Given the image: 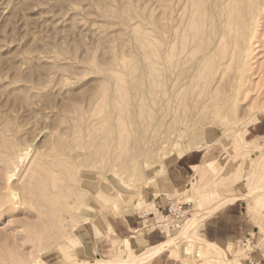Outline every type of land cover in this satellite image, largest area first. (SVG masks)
Returning a JSON list of instances; mask_svg holds the SVG:
<instances>
[{"label":"rangeland","instance_id":"1","mask_svg":"<svg viewBox=\"0 0 264 264\" xmlns=\"http://www.w3.org/2000/svg\"><path fill=\"white\" fill-rule=\"evenodd\" d=\"M170 1L0 0V264L94 261L83 246L93 239L90 228L108 213H148L142 200L159 192L158 181L182 148L205 150L199 153H205L201 178L167 193L185 203V221L199 214L196 199L204 207L220 195L238 196L252 230L221 257L250 264L251 253L253 264H264V135L253 129L264 122V0H195L197 13L191 0H176L172 8ZM223 29L229 32L217 47ZM174 32L181 37L176 40ZM188 74L194 78L187 80ZM182 84L185 89L169 99L168 89ZM242 136L258 142V150L236 147L235 138ZM198 141L202 148L193 147ZM17 148L27 149L29 157L11 185L26 199L10 206L4 167ZM32 157L34 168L23 175ZM199 224L189 236L200 239ZM180 244L183 251L181 240L175 254ZM192 258L183 264L210 263Z\"/></svg>","mask_w":264,"mask_h":264},{"label":"crops","instance_id":"2","mask_svg":"<svg viewBox=\"0 0 264 264\" xmlns=\"http://www.w3.org/2000/svg\"><path fill=\"white\" fill-rule=\"evenodd\" d=\"M257 123L259 124L253 128L254 131L259 135H264V122L258 120ZM203 146L204 145L202 141H198L193 144L194 148H202ZM202 151L205 152L203 149L185 150L181 157L175 158L169 165H167L166 170L163 172L162 178L158 181L159 192L146 194L148 196L146 201L143 199L141 202V204L143 203L145 206H148V208L151 209L148 213L137 209L134 212L121 211L116 213H108L103 216L100 220V224L94 225L95 229L90 228L91 233H93V241L90 238L88 239L86 246L83 245L85 255H90V259L92 258L94 261L124 260L129 258L132 254L142 255L147 253L153 248L168 242L175 236V234L181 232L183 229H180V231L173 230L170 227V224H166V222H160V220L163 216H168V206L174 201L178 202V200H171L167 193L172 195L175 190H180L183 188L187 182L192 181L194 178L199 176L198 171L200 172L199 177L201 178V175L203 174L201 171L204 170L200 161L205 155V153L199 154ZM233 198L237 199L230 202L229 200ZM239 200L240 198L233 194H229L227 196L220 195L218 199L212 201L209 205L200 207L198 205L200 204L199 202L201 200L198 201L196 199V205L199 208L197 212H209L210 214H206L204 217L205 220H202L201 224H199L200 229L198 234L200 239L194 238L195 240H193V242L196 241L194 243H197L198 246H201V244L203 246V243L206 241L205 244L208 243L213 245L212 247H216V250L218 249V251L221 252L222 249V251H225L224 253H226L230 251L231 246H233L235 242L239 241L245 235L250 234L252 230V226H250L251 222L247 216H245L242 206L237 204ZM179 204H182L183 206L185 205V203ZM156 211L158 214H161L160 218L156 217ZM195 225L189 228L188 233ZM187 236L189 235L187 234ZM189 237L191 238V236ZM198 240L199 242H197ZM177 241L180 242L181 239L176 240L175 243L171 242L164 250L158 252L144 262H139L137 264H183L184 260L195 262L196 260L191 256L194 251H191V255L188 256L190 257L189 259H187L188 257L186 256L184 259H182L180 252V254L173 253L175 249L174 247L179 243ZM79 243H81V241ZM207 246H205V248L202 247L204 249L198 248V250L201 249V253H198L199 251L197 250L198 252H195L194 254L197 253L196 256L201 254V257L203 256L205 259L209 258L210 263H212L211 258H220L223 260L221 256L216 254L217 252L215 249L213 251L212 248H207ZM180 247L178 249H180ZM186 248L184 251H186ZM188 248L190 247L188 246ZM190 249L192 250V247ZM190 249L188 252L186 251L187 254L189 253ZM204 250L206 254L208 252V255L211 257H208V255L206 256V254H204L205 256L202 255ZM247 260L250 262V264H253L254 257L251 255V253L249 254ZM230 264L234 263L230 262Z\"/></svg>","mask_w":264,"mask_h":264},{"label":"bare ground","instance_id":"3","mask_svg":"<svg viewBox=\"0 0 264 264\" xmlns=\"http://www.w3.org/2000/svg\"><path fill=\"white\" fill-rule=\"evenodd\" d=\"M163 1H164V0H163ZM167 1H168V3H169V0H167ZM188 1H189V0H188ZM192 1H194L195 3H196V1H195V0H191V3H192V5H194V8H195V4H194V2H192ZM199 1H200V0H198V2H199ZM201 1H202V0H201ZM173 2L176 3V0H175V1H174V0H173V1H170V4H172V5L169 6V7L172 8V6H176L175 3H173ZM179 2H180V1L178 0V3H179ZM189 2H190V1H189ZM168 3H167V4H168ZM178 3H177V5H178ZM184 3H187V2L185 1ZM191 3H190V4L188 3L187 5H188V7L190 6L191 8H193V6H191ZM221 3H222V2H221ZM170 4H169V5H170ZM196 4H197L196 6L198 7V4H199V3H196ZM200 4H202V3H200ZM219 4H220V3H219ZM222 4H223V3H222ZM227 4H228V2H227ZM240 4H241V3H240ZM182 5H184V4H182ZM182 5H181V6H182ZM185 5H186V4H185ZM223 5H225V4H223ZM231 5H232V4H231ZM167 6H168V5H167ZM181 6H180V8L183 7V6H182V7H181ZM205 6H206V5H205ZM219 6L222 7L221 5H219ZM225 6H226V5H225ZM225 6H224V10L226 11V9H225L226 7H225ZM228 6H229V5H228ZM184 7H185V6H184ZM197 7H196V8H197ZM201 7H202V6H201ZM171 8H170V9H171ZM178 8H179V7H178ZM180 8L177 9V7H174L173 9L180 10ZM186 8H187V7H186ZM191 8H190V9H191ZM194 8H193V9H194ZM196 8H195L194 10H195V12L197 13L199 9L196 11ZM236 8H237V7H236ZM173 9H172V12H173V11H176V10H173ZM182 9H183V8H182ZM193 9H191L190 11H191V12H194ZM200 9H201V8H200ZM202 9L205 10V7L203 6ZM216 9H217V8H216ZM219 9H220V8H218V10H217V11H220V13L218 12V16H219V14H221V10H222V9H220V10H219ZM229 9H230V8H229ZM186 10H187V9H186ZM204 10H203V12H205ZM184 11H185V10H184ZM211 11H212V10H211ZM217 11H215V12H217ZM230 11H231V10H230ZM181 12H182V11H181ZM185 12H186V11H185ZM185 12H184V13H185ZM199 12H200V11H199ZM208 12H209V11H208ZM212 12H214V10H213ZM215 12H214V14H215ZM234 12H235V10H234ZM234 12H233V13H234ZM174 13H175V12H174ZM174 13H172V15H173ZM177 13H179V12H177ZM177 13H176V15H177ZM228 13H229V12H228ZM228 13H225V14H223V15L225 16V15H227ZM235 13H236V12H235ZM182 14H183V13H182ZM185 14H186V13H185ZM193 14H194V13H193ZM199 14H201V12H200ZM204 14H205V13H204ZM204 14L202 13L201 17H203ZM207 14H208V13H207ZM211 14H212V13H211ZM211 14H210V15H211ZM179 15H181V13H180ZM215 15H217V14H215ZM156 16H158V15H156ZM174 16H175V15H174ZM182 16H183V15H182ZM182 16H181V17H182ZM189 16L192 17V15H190V14H189ZM212 16L214 17V15H212ZM235 16H236V15H235ZM245 16H246V15H245ZM170 17H171V14H170ZM183 17H184V16H183ZM197 17H198V16H197ZM201 17H200V18H201ZM213 17H212V18H213ZM215 17H216L217 20H218V17H217V16H215ZM215 17H214V20H215ZM220 17H221V16H220ZM156 18H157V17H156ZM158 18H159V17H158ZM173 18H174V17H173ZM185 18L187 19L186 16H185ZM188 18H189V17H188ZM203 18H205V17H203ZM203 18H201V19H203ZM206 18H207V17H206ZM210 18H211V17H210ZM229 18H230V16H229ZM229 18H228V22H229V20L231 21L233 17L230 18V19H229ZM236 18H237V17H236ZM240 18H241V17H240ZM176 19H178V15H177V18L175 17L174 20H176ZM182 19H183V18H182ZM186 19H184V20H182V21H184V23H185V20H186ZM196 19H197V18H196ZM201 19H200V22H201ZM219 19H220V18H219ZM221 19H222V17H221ZM221 19H220V20H221ZM223 19H225V18L223 17ZM226 19H227V18H226ZM237 19H238V18H237ZM169 20H170V19H169ZM171 20H172V19H171ZM178 20H179V19H178ZM178 20H177V21H178ZM180 20H181V19H180ZM180 20H179V22H180ZM187 20H188V19H187ZM190 20L192 21V19H190ZM193 20H194V19H193ZM220 20H219V22H220ZM167 21H168V19H167ZM172 21H173V20H172ZM177 21H176V22H177ZM188 21H189V20H188ZM188 21H186V22L189 23ZM198 21H199V20H198ZM203 21H204V19H203ZM221 21H222V20H221ZM223 21H224V20H223ZM226 21H227V20H226ZM232 21H233V20H232ZM200 22H198V23L200 24ZM234 22H236V21H234ZM234 22H233V24H234ZM160 23H161V22H160ZM164 23H165V22H164ZM181 23H182V22H181ZM181 23H178V24H179V25H182L183 23H182V24H181ZM191 23H194V26H195V20L192 21ZM206 23H207V22H206ZM215 23H216L215 25L217 26L218 21L215 22ZM221 23H222V22H221ZM221 23H218V26H219L218 28H217L216 26H214V27H216L217 29L220 30V28H221V27H220ZM229 23H230V22H229ZM170 24H171V22H170L168 25H170ZM176 24H177V23H176ZM203 24H204V23H202L201 25L203 26ZM212 24H213V23H212ZM227 24H228V23H227ZM233 24H232V25H233ZM168 25H167V26H168ZM173 25L175 26L174 23H173ZM223 25H224V24H223ZM225 25H226V22H225ZM229 25H231V24H229ZM229 25H227V26H229ZM183 26H185V27H184V30L186 29V27H187V30L191 29V28H189L188 25H183ZM227 26H225V27H227ZM169 27H173V26H169ZM169 27H168V29H169ZM176 27H177V25H176ZM176 27H175V28H176ZM177 28H178V27H177ZM177 28H176V29H177ZM188 28H189V29H188ZM198 28H199V27H198ZM201 28H202V27H201ZM223 28H224V26H223ZM233 28H234V27H233ZM233 28H232V29H233ZM159 29H160V28H159ZM173 29H174V28H173ZM181 29H182L181 31L183 32V28H182V27H181ZM199 29H200V28H199ZM225 29H226V28H225ZM228 29H229V31H230V28H228ZM164 30H165V29H164ZM169 30H171V32H172V29H169ZM191 30H192V29H191ZM195 30H196V29H195ZM200 30H201V29H200ZM202 30H203V28H202ZM178 31H179L178 29H177V31L175 30V32H177V33H178ZM181 31H180V32H181ZM189 31H190V30H189ZM229 31L223 29V30H221V31L219 32V34H217L218 36H220V37H218L219 39L217 38L218 40H217V39H214L215 42H216V40H217L218 45H216L217 43L215 44L217 47H219L220 42H221L222 40H224L225 37H227L225 34H227ZM161 32H162V31H161ZM161 32H160V33H161ZM175 32H174V33H175ZM202 32H203V34H204V31H202ZM167 33H168V32H167ZM177 33H175V34H176V35H175V36H176V40L178 39L177 37L179 36V35H178L179 33H178V34H177ZM188 33H189V32H188ZM188 33H187V34H188ZM212 33H213V30H212ZM180 34H183V33H180ZM185 34H186V33H185ZM230 34H231V33H230ZM169 35H170V34H169ZM177 35H178V36H177ZM200 35H201V34H200ZM200 35H199V36H200ZM205 35H206V33H205ZM209 35H210V34H209ZM224 35H225V37H224ZM189 36H190V35H189ZM193 36H194V35H193ZM193 36H192V38H194ZM201 36H202V35H201ZM201 36H200V37H201ZM213 36H214V35H213ZM233 36H234V35H233ZM172 37H173V36H172ZM179 37H181V36H179ZM187 37H188V36H187ZM190 37H191V36H190ZM190 37H188V38H190ZM197 37H198V34H197ZM200 37H198V38L200 39ZM223 37H224V38H223ZM158 38H159V36H158ZM162 38H163V33H162ZM162 38H161V36H160V39H161V40H162ZM169 38H171V37L169 36ZM169 38H168V42H169ZM192 38H190V39H192ZM201 38H202V37H201ZM222 38H223V39H222ZM229 38H230V37H229ZM160 39H159V41H157V42L160 43ZM174 39H175V38H174ZM179 39H180V38H179ZM190 39H187V40H189V41H187V42H190V41L192 42V40H190ZM194 39H195V38H194ZM194 39H193V40H194ZM199 39H198V41L201 42L202 40H201V39L199 40ZM204 39H205V37H204ZM172 40H173V39H172ZM178 41L181 42V43H183L184 40H182V41L178 40ZM161 42L163 43V41H161ZM166 42H167V41H166ZM171 42H173V41H171ZM175 42H176V41L174 40V43H175ZM195 42H196V41H195ZM213 42H214V41H213ZM227 42H229V41H227ZM230 42H231V41H230ZM174 43H173L172 47H173V46H176V43H175V45H174ZM193 43H194V42H193ZM223 43H224V41L222 42V44H223ZM167 44H169V43H167ZM171 44H172V43H170V46H171ZM186 44H187V43H186ZM186 44H185V46H184L185 49H186L188 46H190V45L192 46V43H190V45H188V46H186ZM157 45H158V44H157ZM160 45H161V43H160ZM160 45L157 46V47L161 48ZM178 45H180V44L178 43ZM178 45H177V47H178ZM181 45H182V44H181ZM181 45L179 46V49H180ZM209 45H210V44H209ZM212 45H213V44H212ZM224 45H225V44H224ZM224 45H223V48H224ZM226 45H227V44H226ZM237 45H238V44H237ZM193 46H194V44H193ZM228 46H229V45H228ZM241 46H242V45H241ZM195 47L197 48L196 45L194 46V48H195ZM213 47H215V46H213ZM159 48H157V50H159ZM190 48H191V47H190ZM192 48H193V47H192ZM192 48H191V49H192ZM196 48H195V49H196ZM167 49H169V48L167 47ZM185 49H183V51H185ZM191 49H189V50H191ZM208 49H209V48H208ZM216 49H218V48H214L213 50L210 49L211 51H210V50H209V51H210V53L213 51L212 54L214 55V53H215L214 50H216ZM220 49H221V48H220ZM228 49H229V48H228ZM232 49H233V48H232ZM160 50H161V49H160ZM170 50H171V48H170ZM170 50H169V52H171ZM174 50H175V49H174ZM174 50H173V51H174ZM177 50H178V48H177ZM189 50H188V51H189ZM226 50H227V49H226ZM164 51H165V50H164ZM166 51H167V50H166ZM166 51H165V53H166ZM173 51H172V52H173ZM178 51H179V50H178ZM192 51H193V50H192ZM194 51H195V50H194ZM217 51H218V50H217ZM217 51H216V52H217ZM247 51H248V50H247ZM156 52H158V51H156ZM167 52H168V51H167ZM169 52H168V53H169ZM172 52H171V53H172ZM175 52H176V51H175ZM200 52H201V51H200ZM200 52H199V53H200ZM245 52H246V50H245ZM171 53H169V54H170V55H173V54H171ZM176 53H177V52H176ZM184 53H188L187 50H186V52H184ZM184 53H183V54H184ZM191 53H192V52H191ZM210 53H209V54H210ZM217 53H218V52H217ZM221 53H223V52L221 51ZM158 54L162 55L161 52L158 53ZM169 54H168V56H169ZM179 54H181V53H179ZM179 54H178V55H179ZM188 54H190V53H188ZM188 54H187V55H188ZM193 54H194V53H193ZM193 54H192V55H193ZM207 54H208V53H207ZM209 54H208V55H209ZM215 54H216V53H215ZM187 55H186V56H187ZM203 55H204V56H202L201 58L204 59V57H206V54H203ZM208 55H207V57H208ZM223 55H224V54H223ZM227 55H228V54H227ZM157 56H158V55H157ZM164 56H165V55H164ZM190 56H191V55H190ZM219 56H220V55H219ZM219 56H218V57H219ZM243 56H244V55H243ZM159 57H160V56H159ZM162 57H163V55H162ZM173 57H174V56H173ZM180 57L183 58V57H185V56H183V57L180 56ZM210 57H211V54H210ZM169 58L172 59L170 56H169ZM177 58H178V57H177ZM181 58H179V59L182 61ZM185 58H186V57H185ZM187 58H189V57H187ZM187 58H186L185 60H187ZM193 58H194V57H193ZM208 58H209V57H208ZM220 58H221V57H220ZM227 58H228V57H227ZM160 59H162V58H160ZM160 59H159V60H160ZM163 59H166V58H163ZM175 59H176V57H175ZM175 59H174V60H175ZM203 59H202V60H203ZM168 60H169V59H168ZM176 60H177V59H176ZM176 60H175V61H176ZM190 60H191V58H190ZM207 60H208V59H207ZM216 60H217V59H216ZM246 60H247V59H246ZM246 60H245V61H246ZM175 61L173 62V61L170 60V61H168V62H169V63L172 62L173 65H174ZM181 61H180V62H181ZM193 61H194V60H193ZM191 62H192V61H191ZM218 62H219V61H218ZM131 63H132V62H131ZM183 63H184V62H183ZM229 63H231V62H229ZM163 64H164V63H163ZM176 64H177V62H176ZM176 64H175V65H176ZM180 64H181V63H180ZM200 64H201V63H200ZM200 64H199V65H200ZM233 64H234V63H233ZM157 65H159V64L157 63ZM164 65H165V64H164ZM169 65H170V66H169ZM169 65H168L169 67H172V66H173V65L171 66V63H170ZM175 65H174L173 68H175ZM192 65H193V64H192ZM204 65H205V64H204ZM180 66H181V65H180ZM193 66H194V65H193ZM200 66H201V65H200ZM200 66H199V67H200ZM228 66H229V65H228ZM196 67H197V65H196ZM196 67H195V68H196ZM199 67H198V69H199ZM201 67H202V66H201ZM201 67H200V68H201ZM223 67H224V66H223ZM244 67H245V66H244ZM158 68H159V67H158ZM164 68H166V67H164ZM173 68H172V69H173ZM177 68H178V67H177ZM181 68H182V67H181ZM190 68H191V67H190ZM195 68H193V69H195ZM202 68H203V67H202ZM155 69H157V67H155ZM168 69H169V68H168ZM186 69H187V68H186ZM142 70H143V69H142ZM152 70H153V69H152ZM174 70H175V69H174ZM199 70H201V69H199ZM199 70H198V71H199ZM159 71H160V72H159ZM159 71H158V72L161 73V68H160ZM165 71H167V70H165ZM169 71H170V69H169ZM171 71H173V70H171ZM178 71H179V69H178ZM187 71H188V70H187ZM142 72H143V71H142ZM156 72H157V71H156ZM174 72H175V71H174ZM176 72H177V71H176ZM183 72H184V71H183ZM200 72H201V71H200ZM210 72H211V71H210ZM159 73H158V74H159ZM163 73H165V72H163ZM179 73H180V72H179ZM198 73H199V72H198ZM132 74H133V73H132ZM166 74L168 75L169 72L165 73L164 76H165ZM170 74H171V73H170ZM174 74H175V73H174ZM194 74H195V73H194ZM155 75H156V73H155ZM161 75H162V74H161ZM167 75H166V76H167ZM182 75H183V74H182ZM195 75H196V74H195ZM198 75H199V74H198ZM175 76H177V75L175 74V75L172 76V77H174V79H175ZM196 76H197V75H196ZM199 76H200V75H199ZM156 77H157V76H156ZM160 77H161V76H160V74H159V78H160ZM186 77H187V76H186ZM197 77H198V76H197ZM200 77H201V76H200ZM140 78H141V77H140ZM159 78H157V81H158ZM166 78H167V77H166ZM166 78H165V79H166ZM191 78H194V77H193V74H190V75L188 74V78H187V80H188V79L191 80ZM195 78H196V77H195ZM161 79H162V78H161ZM161 79H160V80H161ZM171 79H172V78H171ZM171 79H169V81H171ZM181 79H182V78H181ZM197 79H198V78H197ZM129 80H130V79H129ZM172 80H173V79H172ZM184 80H185V79H184ZM161 81H162V80H161ZM193 81H195V79H194ZM174 82H175V81H174ZM174 82H171V83L174 84ZM196 82H197V81H196ZM196 82H195V84H196ZM198 82H199V81H198ZM229 82H230V81H229ZM219 83H220V82H219ZM158 84H160V83L158 82ZM198 84H199V83H198ZM145 85H146V84H145ZM161 85H162V84H161ZM214 85H215V84H214ZM217 85H218V84H217ZM143 86H144V85H143ZM157 86H158V85H157ZM169 86H170V85H169ZM198 86H199V85H198ZM218 86H219V85H218ZM228 86H229V85H228ZM161 87H162V86H161ZM183 87H185L184 84L178 86L175 90L172 89L173 87H172V88L170 87V88L168 89V90H169V92H168V94H169V99H173V98L175 97L176 92H177V91L179 92L181 89H183ZM186 87H187V86H186ZM191 87H192V86H191ZM144 88H145V87H144ZM192 88H193V87H192ZM212 88H213V87H212ZM160 89H162V88H160ZM184 89H185V88H184ZM184 89H183V90H184ZM146 90H147V89H146ZM159 91H160V90H159ZM181 91H182V90H181ZM212 91H213V90H212ZM144 92H145V91H144ZM174 93H175V94H174ZM180 93H181V92H180ZM142 94H143V93H142ZM109 95H110V94H109ZM144 95H145V94H144ZM161 95H162V94H161ZM115 96H116V95H115ZM141 96H142V95H141ZM163 96H164V95H163ZM167 96H168V95H167ZM176 96H177V94H176ZM139 97H140V96H139ZM142 98H143V97H142ZM189 98H190V97H189ZM167 99H168V98H167ZM174 99H175V98H174ZM174 99H173V100H174ZM165 101H166V100H165ZM165 101H164V102H165ZM168 101H169V100H168ZM160 102H161V101H160ZM164 102H162V104H163ZM168 103H169V102H167V104H168ZM195 104H196V103H195ZM155 105H156V104H155ZM164 105H165V104H164ZM168 106H169V105H168ZM187 107H188V106H187ZM112 109H113V108H112ZM163 110H164V109H163ZM170 110H172V109H170ZM115 111H116V110H115ZM136 111H137V110H136ZM161 111H162V110H161ZM184 111H185V110H184ZM137 112H138V111H137ZM135 114H137V113H135ZM118 120H119V119H118ZM142 121H143V120H142ZM167 121H168V120H167ZM136 123H137V122H136ZM121 124H122V123H121ZM123 124H124V123H123ZM116 125H117V124H116ZM114 127H115V126H114ZM120 127H121V126H120ZM111 129H112V128H111ZM115 129H116V128H115ZM120 129H121V128H120ZM167 129H168V128H167ZM105 132H106V131H105ZM111 132H112V131H111ZM120 132H121V131H120ZM145 132H146V131H145ZM119 135H120V133H119ZM140 136H141V135H140ZM116 138H117V137H116ZM233 138H234V137H233ZM242 138H243V136H242L240 139H238V140H237V138H235V144L237 145L236 147H239V148L242 147V149H246V151H248V150H250V149L258 150V147H259L258 144H257L258 142H256V141H247V140H245L244 138H243V140H242ZM113 140H114V139H113ZM145 142H146V141H145ZM113 143H115V142L113 141ZM116 143H118V141H117ZM150 143H151V142H150ZM162 143H163V142H162ZM111 144H112V143H111ZM5 145H6V144H5ZM117 145H118V144H117ZM20 146H21V145H20ZM61 146H62V145H61ZM179 146H181V145H177V147H179ZM195 146H196V145H195ZM21 147H22V146H21ZM118 148H119V147H118ZM15 149H16V147H15ZM131 149H132V148H131ZM68 150H69V149H68ZM35 151H36V150H35ZM184 152H185V149L182 148L181 150H177L176 152H174V155H175L176 157H181L182 154H183ZM35 153H36V152H35ZM39 154H40V153H39ZM159 154H160V153H159ZM33 155H34V153H33ZM171 155H172V154H171ZM37 156H38V155H37ZM40 156H41V158H43L42 155H40ZM9 157H10V156H9ZM28 157H29V151H28L27 149H25V148H17V150L14 151L13 155L11 156V158H9L10 160L8 159V160H9V161L7 162L8 167H4V168H5V170H4V171H5V172H4V176H5V184H4V185H6V191H5V192H6V199H5V202L8 203L10 206H14V204H16V203L14 202L16 198L19 199L21 203L24 202L25 199H26V198L24 197L23 193H18V192H16V191L14 190V188L12 187L11 184H13V183H12V182H13V176H16V171L19 170L20 166L22 165L21 163L24 162L25 160H27ZM168 157H169V156H168ZM32 158H33V159H30V160L27 162V164H26L25 166H23V169H22V170H23V172H22L23 175H24V174H27V172L30 171V169H31V168L33 167V165L36 163V162H35V157H32ZM53 158H54V157H53ZM152 159H153V158H152ZM9 162H10V163H9ZM9 164H10V165H9ZM39 164H40V163H39ZM39 164H36V165H39ZM41 164H42V163H41ZM145 164H146V163H144L143 165L145 166ZM7 165H6V166H7ZM209 167H212V164H211V163L209 164ZM33 168H34V167H33ZM33 168H32V170H33ZM1 170H2V169H1ZM34 170H35V169H34ZM201 170H202V169H201ZM31 172H32V171H31ZM33 172H34V171H33ZM36 172H37V171H36ZM36 172H35V174H36ZM201 172H203V171H201ZM37 173H38V172H37ZM198 173H199V176H200V172H199V171H198ZM30 174H31V173H30ZM30 174H28V176H29ZM52 174H53V173H52ZM54 175H55V173H54ZM26 176H27V175H26ZM28 176H27V177H28ZM196 176H197V175H196ZM199 176H198V177H199ZM52 177H53V176H52ZM55 177H57V175H56ZM202 177H203V176H202ZM30 178H31V177H30ZM19 179H20V178H19ZM19 179H18V182H19ZM23 180H24V179H23ZM146 180H147V178H146ZM27 181H28V180H27ZM28 182H29V181H28ZM19 184H20V183H19ZM28 185H29V184H28ZM196 185H198V184H196ZM15 186H16V185H15ZM26 186H27V185H26ZM25 189H26V188H25ZM27 189H28V187H27ZM4 190H5V189H4ZM30 190H31V189H30ZM30 190H29V191H30ZM27 193H28V194H31V192H27ZM27 193H25V194H27ZM3 198H5V197H3ZM236 199H237V198H233V199H230V200L228 199V200L231 202V201H234V200H236ZM113 205H114V204H113ZM220 206H221V205H220ZM110 208H111V207H110ZM113 208H115V206H114ZM210 210H211V209H210ZM194 213H195V212H194ZM208 213H209V212H208ZM208 213H202V214H200V213H199V214L195 213V214H192V215L187 219V221L184 222V224H183V226H182V228H181V229H183V230L179 233V235H178L177 237H175V238L173 237V238H172L171 240H169L168 242H165V243H163V244H161V245H159V246L153 248L151 251H149V252H147V253H144V254H142V255H134V254H132V255H131L129 258H127V259H124V260L122 259V260H117V261L96 260V261H92V262H90V261H88V262L83 261V262H77V263H71V264H137V263H139V262H144L145 260L151 258L153 255H155V254H157L158 252H160V251L164 250L165 248H167L171 242H174V243H175V241H176V240H179V239L184 240V241H183V244L185 245L184 248H183V251L181 250V247H180V245H179V247H180L179 250H180V251H178V254L181 253V255H182L181 258H182V259H184L185 256H186V257L190 256L191 253H192L191 251H194V253L199 251L198 253H201L200 250H201V249H204L205 246H207V245H208L207 248L210 247V248H212L213 251H214V249H215L216 247H212L213 245H210V244H208V243L205 244L206 241L203 243L205 246H204V245L202 246V244H201L202 242H201V243H199V244H201V246L199 245V246H200V247H199L197 243H194V242H196V241L193 242V240H195L193 237L190 238L189 236H187L189 228L192 227V226L195 225V224H198V223L202 222V220H205L204 217H205V215L208 214ZM209 214H210V213H209ZM208 216H209V215H208ZM208 216H207V217H208ZM167 218H168V217L163 216V219H162V220L165 222V220H166ZM162 220H161V221H162ZM161 221H160V222H161ZM160 222H159V223H160ZM166 224H168V223H166ZM188 235H189V234H188ZM186 236H187V237H186ZM183 238H184V239H183ZM177 242H179V241H177ZM197 242H199V240H198ZM67 243H68L69 246H71V247H74V246H75V242H74L73 239H71V238L67 241ZM77 244H78V243H77ZM76 246H77V245H76ZM186 246H187V248H186ZM188 246H189L190 248L192 247V250H191L190 248H188ZM177 247H178V246H177ZM179 247H178V248H179ZM202 247H204V248H202ZM185 248H186V251H187V252H188V250L190 249V251H189L188 254H187L186 251H184ZM198 248H201V249L198 250ZM207 248H206V249H207ZM206 249H205V250H206ZM197 250H198V251H197ZM205 250H204V252H205ZM206 251H207V250H206ZM210 251H211V250H210ZM215 251L217 252V253H216L217 255H219V256H222V255H223L222 250H221V252H220V251H218V249H217V250L215 249ZM176 252H177V251H176ZM179 252H180V253H179ZM184 252H186V253H184ZM202 252H203V251H202ZM204 252L202 253V255L206 254V252H205V253H204ZM173 253H174V252H173ZM173 253H172V254H173ZM194 253H192V255H193ZM212 253H214V252H212ZM183 254H184V255H183ZM196 254H197V253H196ZM196 254H194V255L196 256ZM210 254H211V253H210ZM173 255H174V254H173ZM192 255H191V256H192ZM207 255H208V252H207L206 256H207ZM224 255H225V254H224ZM224 255H223V256H224ZM183 256H184V257H183ZM198 256L201 257V254H198ZM204 256H205V255H204ZM179 257H180V256H179ZM202 257H203V256H202ZM208 257H211V256L208 255ZM214 257H215V256H214ZM189 258H190V257H188L187 259H189ZM224 258H225V256H224ZM208 259H209V258H208ZM208 259L206 258L207 261H208ZM193 260H194V259H193ZM39 261H41V260H39ZM184 261H187V260H184ZM188 261H190V260H188ZM194 261H195V260H194ZM207 261H205V262H207ZM211 261H212V264H219V262H220V264H221V263H222V264H230V262H229L228 260L225 261V260H221L220 258H213V259L211 258ZM208 262H210V259H209ZM208 262H207V263H208ZM190 263H191V262H190ZM41 264H42V263H41ZM43 264H44V263H43ZM204 264H205V263H204ZM209 264H211V263H209Z\"/></svg>","mask_w":264,"mask_h":264},{"label":"built area","instance_id":"4","mask_svg":"<svg viewBox=\"0 0 264 264\" xmlns=\"http://www.w3.org/2000/svg\"><path fill=\"white\" fill-rule=\"evenodd\" d=\"M185 213L183 205L178 202H172L168 206V216L171 218L170 227L173 230H180L185 222Z\"/></svg>","mask_w":264,"mask_h":264}]
</instances>
